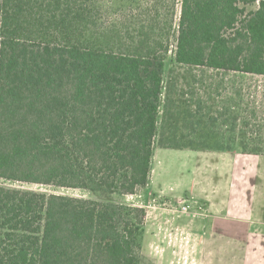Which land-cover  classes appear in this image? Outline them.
<instances>
[{"label": "trees", "instance_id": "1", "mask_svg": "<svg viewBox=\"0 0 264 264\" xmlns=\"http://www.w3.org/2000/svg\"><path fill=\"white\" fill-rule=\"evenodd\" d=\"M173 30L175 62L204 76L176 112ZM249 76L264 77V0H0V179L135 195L158 134L163 149L264 156L236 82ZM145 236L143 208L0 186V264H143Z\"/></svg>", "mask_w": 264, "mask_h": 264}, {"label": "rangeland", "instance_id": "2", "mask_svg": "<svg viewBox=\"0 0 264 264\" xmlns=\"http://www.w3.org/2000/svg\"><path fill=\"white\" fill-rule=\"evenodd\" d=\"M178 12L179 5L174 28ZM113 20L121 21L123 16L118 13ZM171 34L163 70L164 99L169 101V109L176 112L174 106L190 98L189 86L194 84V76L198 80L204 76L175 62L174 30ZM209 75L205 76L206 86L211 81ZM237 79L244 88V116L256 111L261 124L259 127L253 121L248 132L264 128V77ZM163 114L162 108L160 127L164 125ZM160 135L155 140L149 183L135 195L113 194L96 186L88 190L68 189L2 179L0 186L143 208L146 211L143 264H264V156L243 154L239 148L232 152L163 149ZM223 200L224 211L216 216L214 211ZM184 205L190 206L187 212H182ZM211 223L224 227V233H215L211 242L215 250L203 261L197 251L203 237L201 228ZM203 238L205 241L206 236ZM223 242L230 247L223 250L228 255L222 254V250L220 254L217 252Z\"/></svg>", "mask_w": 264, "mask_h": 264}, {"label": "crops", "instance_id": "3", "mask_svg": "<svg viewBox=\"0 0 264 264\" xmlns=\"http://www.w3.org/2000/svg\"><path fill=\"white\" fill-rule=\"evenodd\" d=\"M219 201V200H218ZM217 201V202H218ZM220 203V202H219ZM224 200L223 201H221V203L220 204H218L217 205V207H216V210L214 211V213H215V215L216 216H220V213L221 212H223L224 211ZM249 228H251V226L250 225H248V229ZM224 227H217V226H214L212 223L210 224V225H207V226H204V227H202L201 228V231H202V233L203 234H201V235H203V237H205L206 236V240L204 241V238L201 236V235H199L200 237H202V240L200 241L201 242V244H199V245H201L200 246V250H199V247H198V254L199 255H202V257H201V260H203L204 258H205V256L206 257H211L212 256V254H213V250H215V247H214V245L211 243L213 240H214V238H215V233H217V232H219V233H224ZM253 229H254V227H253ZM200 231V232H201ZM257 237H259V236H257ZM213 239V240H212ZM257 243V242H256ZM198 245V246H199ZM226 248H229L230 249V247L228 246V244H226L225 242H223L222 244H220L219 245V247L217 248L218 249V253L220 254V250H226ZM257 250V249H256ZM223 251V252H224ZM222 254H225V252L224 253H222ZM225 255H228L227 253L225 254ZM204 261V260H203ZM246 262V261H245ZM246 263H248V262H246ZM245 264V263H244Z\"/></svg>", "mask_w": 264, "mask_h": 264}, {"label": "built area", "instance_id": "4", "mask_svg": "<svg viewBox=\"0 0 264 264\" xmlns=\"http://www.w3.org/2000/svg\"><path fill=\"white\" fill-rule=\"evenodd\" d=\"M190 208L189 205L182 206V212H187V210Z\"/></svg>", "mask_w": 264, "mask_h": 264}]
</instances>
